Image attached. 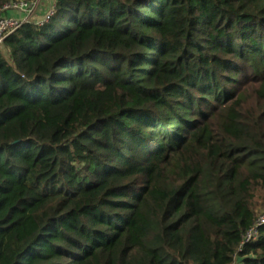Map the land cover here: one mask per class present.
Returning a JSON list of instances; mask_svg holds the SVG:
<instances>
[{
	"label": "trees",
	"instance_id": "trees-1",
	"mask_svg": "<svg viewBox=\"0 0 264 264\" xmlns=\"http://www.w3.org/2000/svg\"><path fill=\"white\" fill-rule=\"evenodd\" d=\"M54 9L0 47V264H264V0Z\"/></svg>",
	"mask_w": 264,
	"mask_h": 264
},
{
	"label": "built area",
	"instance_id": "built-area-1",
	"mask_svg": "<svg viewBox=\"0 0 264 264\" xmlns=\"http://www.w3.org/2000/svg\"><path fill=\"white\" fill-rule=\"evenodd\" d=\"M41 7L40 0H15L8 2L0 8V45L23 24L29 22ZM11 12L24 13L25 20H18L7 15ZM52 16V12H48L41 22H36L39 26L44 25ZM264 225V216H262L255 227H253L244 238V244L249 243L258 238L259 228Z\"/></svg>",
	"mask_w": 264,
	"mask_h": 264
},
{
	"label": "rangeland",
	"instance_id": "rangeland-1",
	"mask_svg": "<svg viewBox=\"0 0 264 264\" xmlns=\"http://www.w3.org/2000/svg\"><path fill=\"white\" fill-rule=\"evenodd\" d=\"M41 1V7L38 10V12L32 17L34 22H41L47 13L50 11L52 12V15L54 14V8H55V0H40ZM31 21V20H30ZM3 44L0 45V47Z\"/></svg>",
	"mask_w": 264,
	"mask_h": 264
},
{
	"label": "crops",
	"instance_id": "crops-1",
	"mask_svg": "<svg viewBox=\"0 0 264 264\" xmlns=\"http://www.w3.org/2000/svg\"><path fill=\"white\" fill-rule=\"evenodd\" d=\"M53 1V0H52ZM7 15L14 17L18 20H25L26 16L24 13H20V12H11V13H7ZM31 21H33V19H31Z\"/></svg>",
	"mask_w": 264,
	"mask_h": 264
}]
</instances>
